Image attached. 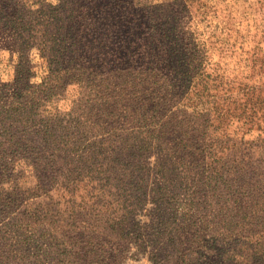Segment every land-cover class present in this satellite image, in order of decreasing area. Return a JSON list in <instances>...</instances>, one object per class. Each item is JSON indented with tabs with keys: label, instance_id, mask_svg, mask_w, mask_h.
I'll return each instance as SVG.
<instances>
[{
	"label": "rangeland",
	"instance_id": "rangeland-1",
	"mask_svg": "<svg viewBox=\"0 0 264 264\" xmlns=\"http://www.w3.org/2000/svg\"><path fill=\"white\" fill-rule=\"evenodd\" d=\"M132 1L200 101L152 112L123 52L69 64L58 0H0V264H264V0Z\"/></svg>",
	"mask_w": 264,
	"mask_h": 264
},
{
	"label": "trees",
	"instance_id": "trees-1",
	"mask_svg": "<svg viewBox=\"0 0 264 264\" xmlns=\"http://www.w3.org/2000/svg\"><path fill=\"white\" fill-rule=\"evenodd\" d=\"M6 2L8 3V1ZM132 5V0H58L57 5H50V9L53 11L52 18L60 25L57 26V31L62 43L67 42L68 35L72 34L73 42L71 45L74 50L72 49L70 52L73 60L69 64H74L75 60L78 64L79 61L84 63V60L88 58L91 60L86 61L87 65H95L96 67V64L101 63L102 60L104 63L107 57H110L112 62H118L119 59L115 56L120 51L123 52L122 55L120 54L123 62L119 65L124 67L129 82L138 81L136 84L138 88H133L134 92L135 94L136 92L144 93V104L146 106L151 105L152 112L160 110L163 101V97L162 99L156 97L157 95H154L155 93L150 90L152 86L158 89L156 90L158 95L165 94V99H167V92L170 93L169 91H174L175 88L180 89L185 82L190 81V86L197 88L198 92L201 93L195 94V99L200 101L205 96L206 90L210 89L211 76L208 75L205 80V74L199 72L193 74L196 67L193 71L183 69V64L187 62L185 59H180L179 63H176L178 66L175 71L174 62L170 60L171 57L157 53V49H159L157 43H160V40L157 39L150 44L143 30L144 25L136 24L138 18L132 13L134 12ZM14 13L20 14L18 11ZM12 16L11 14V18ZM67 23L76 25L80 32L75 31L73 33L71 27L69 28L72 33L68 32L66 30ZM26 25L30 26V20ZM103 27L106 29L103 30ZM101 29L100 34L105 38L102 43L106 42L104 48L106 50L110 48L106 56H98L95 53L97 45L102 44L97 39ZM112 32L115 33V37L111 38ZM161 66L168 67L169 73H165L166 70L164 69L161 70ZM203 82L204 84H202ZM166 125L168 123L163 124V127Z\"/></svg>",
	"mask_w": 264,
	"mask_h": 264
}]
</instances>
